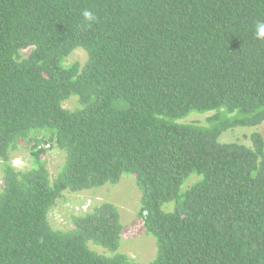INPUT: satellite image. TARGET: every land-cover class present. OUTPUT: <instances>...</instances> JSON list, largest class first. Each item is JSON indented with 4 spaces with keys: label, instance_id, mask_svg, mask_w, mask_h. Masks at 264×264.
<instances>
[{
    "label": "trees",
    "instance_id": "obj_1",
    "mask_svg": "<svg viewBox=\"0 0 264 264\" xmlns=\"http://www.w3.org/2000/svg\"><path fill=\"white\" fill-rule=\"evenodd\" d=\"M259 21L264 0H0V264H140L111 201L49 222L67 193L123 174L155 240L147 264H264ZM77 48L85 62H67ZM237 127L248 143L220 140Z\"/></svg>",
    "mask_w": 264,
    "mask_h": 264
},
{
    "label": "rangeland",
    "instance_id": "obj_2",
    "mask_svg": "<svg viewBox=\"0 0 264 264\" xmlns=\"http://www.w3.org/2000/svg\"><path fill=\"white\" fill-rule=\"evenodd\" d=\"M87 54L77 48L67 58V62L78 61L84 63ZM65 107L71 108L74 105V99L67 100ZM210 113H192L186 116L182 121L202 124ZM258 129L264 136V122ZM250 128L237 127L226 130L221 134L220 140L224 142L240 141L248 143V134ZM45 162L51 172L56 174L62 162V151L56 147H50L43 155ZM12 164L15 168L24 170L31 167V159L27 151L19 148L14 153ZM2 166L0 162V190L3 185ZM140 189L135 177L130 174H123L116 184H106L105 186L84 190L76 194L67 193L63 200L50 210L49 222L56 229H64L69 225L71 216L86 211L89 206L96 202L108 200L117 205L121 222L123 225L119 249L122 253L128 255L135 262L147 264L154 258L156 244L154 237L147 233L143 227L142 218L139 215L140 209ZM169 205H163V209H168ZM148 262V263H149Z\"/></svg>",
    "mask_w": 264,
    "mask_h": 264
},
{
    "label": "clouds",
    "instance_id": "obj_3",
    "mask_svg": "<svg viewBox=\"0 0 264 264\" xmlns=\"http://www.w3.org/2000/svg\"><path fill=\"white\" fill-rule=\"evenodd\" d=\"M83 17L87 21L95 20V16L93 15V13L91 11H88V10H85L83 12ZM255 36L259 40H264V21L257 22L256 28H255Z\"/></svg>",
    "mask_w": 264,
    "mask_h": 264
}]
</instances>
